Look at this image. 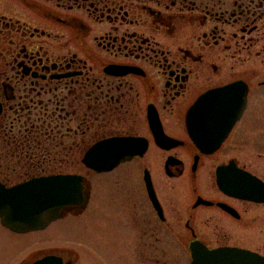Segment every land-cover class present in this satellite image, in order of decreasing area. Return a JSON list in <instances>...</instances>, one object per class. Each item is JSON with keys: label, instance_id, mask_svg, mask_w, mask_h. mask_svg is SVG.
<instances>
[{"label": "flooded vegetation", "instance_id": "flooded-vegetation-1", "mask_svg": "<svg viewBox=\"0 0 264 264\" xmlns=\"http://www.w3.org/2000/svg\"><path fill=\"white\" fill-rule=\"evenodd\" d=\"M40 179L76 201L0 264L264 259V0H0V184Z\"/></svg>", "mask_w": 264, "mask_h": 264}, {"label": "water", "instance_id": "water-1", "mask_svg": "<svg viewBox=\"0 0 264 264\" xmlns=\"http://www.w3.org/2000/svg\"><path fill=\"white\" fill-rule=\"evenodd\" d=\"M76 191L75 183L53 179L33 180L9 189L0 184V222L18 233L41 230L75 203ZM80 202L84 206L85 199ZM190 252V264H264L259 255L238 249L208 250L192 245Z\"/></svg>", "mask_w": 264, "mask_h": 264}, {"label": "rangeland", "instance_id": "rangeland-1", "mask_svg": "<svg viewBox=\"0 0 264 264\" xmlns=\"http://www.w3.org/2000/svg\"><path fill=\"white\" fill-rule=\"evenodd\" d=\"M112 211L110 210V213ZM112 214H115L114 212ZM115 216V215H114ZM115 222V220H114ZM107 221L105 219H102V221L98 220L97 222L94 223L95 224H98V233H97V237L95 236V233L94 232H90L89 234L86 233L85 231L83 230H79L77 232H73V235L77 236V237H81L82 239H86L90 242H93L95 243V241L97 240L98 242L100 243H106L107 240L109 239H112V233L111 231L114 230L115 226L113 225L114 223H112L110 226H109V229H108V225H107ZM61 226V225H60ZM115 231V230H114ZM56 232L55 230L53 231V233ZM58 234V233H57ZM64 234H67V231H63V235ZM58 235H61V234H58ZM0 236H1V231H0ZM62 244L59 243V246L61 247H65L66 245H68V241H70V239H68L67 237H64V236H60L57 238ZM110 248H108V250L110 251V255L114 256V262H115V249L112 248L111 246H108ZM188 258H187V254L185 253L184 254V259H183V263L182 264H188ZM91 262H93L91 260ZM116 264V263H115Z\"/></svg>", "mask_w": 264, "mask_h": 264}]
</instances>
